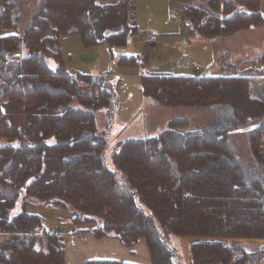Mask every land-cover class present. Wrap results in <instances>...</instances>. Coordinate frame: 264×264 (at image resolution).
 Masks as SVG:
<instances>
[{
    "label": "trees",
    "instance_id": "trees-1",
    "mask_svg": "<svg viewBox=\"0 0 264 264\" xmlns=\"http://www.w3.org/2000/svg\"><path fill=\"white\" fill-rule=\"evenodd\" d=\"M196 1L184 0L194 37L264 24L261 0H202L206 8ZM15 2L0 0V234L11 235L0 243V264H64L63 244L41 216L27 212L31 202L68 212L73 225L95 224L93 235L125 247L146 238L150 264H185L169 235L190 241L189 264L264 260V144L258 142L264 53L245 60L244 68L225 62L215 77L141 76L144 97L171 107H207L209 123L188 130L185 119H171L155 137L118 142L108 165L94 113L112 101L109 74L66 69L59 39L79 35L85 47L106 44L118 68L139 69V55L115 59L113 53L137 34L134 0H38L24 30ZM253 84L262 86L260 94L251 91ZM241 132L250 139V161L234 153L231 137ZM230 239L258 240L263 247L236 255L224 243Z\"/></svg>",
    "mask_w": 264,
    "mask_h": 264
},
{
    "label": "rangeland",
    "instance_id": "rangeland-1",
    "mask_svg": "<svg viewBox=\"0 0 264 264\" xmlns=\"http://www.w3.org/2000/svg\"><path fill=\"white\" fill-rule=\"evenodd\" d=\"M15 1L13 12L23 17L19 25L24 30L38 0ZM97 2L103 5L109 3L110 0H97ZM134 2L137 34L129 39L125 47L114 48L113 53L115 59L119 56L139 55L137 56L141 66L139 69L118 68L114 60L110 61L106 44L85 47L79 35L62 36L59 39V46L62 49L61 63L66 69L91 75H100L106 72L109 74L108 82L114 92L112 101L106 108L99 109L94 113L97 127L107 143L105 160L108 165L118 142L129 137H155L167 128L171 119H185L188 130L202 128L209 123L210 110L207 107H171L144 97L140 90L141 76L149 74L198 76L205 73L215 77L221 74L220 65L225 62L234 61L237 67H241L245 60L259 58L264 53V24L253 30L244 29L226 36L203 39L189 33L187 20L184 16V0H134ZM195 3L206 8L205 2L202 0ZM261 8L264 15V0H261ZM52 50H55L56 53L59 52L57 49ZM25 53L26 50H24ZM49 64L51 67L55 66L54 62H49ZM244 67L243 65L241 68ZM261 87V85H255L251 91L260 94ZM259 97H263V95H259ZM73 103L77 105L76 102ZM231 142L237 157L244 161L251 160L248 146L250 139L246 132L232 136ZM258 142L264 144V136L260 140L258 139ZM2 144L3 140L0 139V146ZM19 205L20 203L12 210V214L20 210ZM26 210L30 214L41 216L44 219V227L51 228V234L63 244L64 264H83L84 256L87 253L80 246L84 239H78L79 244L71 248L69 246L71 243L67 242V237L62 234V232L69 233L76 226L72 225L69 219L71 215L68 212L40 205L37 202H31ZM120 211L122 210L117 208V214ZM100 221L101 219L98 220V222ZM96 224L98 225V223ZM76 227L93 228L95 224L87 223ZM90 234L96 239H102ZM37 235L43 236L42 233ZM10 236L0 234V243L7 241ZM169 236L170 245L176 248L183 262L189 264L190 241L177 236ZM139 239L146 240L144 237ZM38 243L37 240L36 245ZM224 243L236 255L242 251L254 252L263 247L261 241L250 239H230ZM251 264H264V260Z\"/></svg>",
    "mask_w": 264,
    "mask_h": 264
},
{
    "label": "crops",
    "instance_id": "crops-1",
    "mask_svg": "<svg viewBox=\"0 0 264 264\" xmlns=\"http://www.w3.org/2000/svg\"><path fill=\"white\" fill-rule=\"evenodd\" d=\"M20 209H21V206H20ZM69 219L71 220V218ZM50 229L51 228L46 227L45 230H50ZM89 229L90 228L83 229V228L74 226L71 229V231L66 234L65 232H62L60 230L62 234L65 235L64 237H67V242L71 243L69 245L71 248H73L74 245L76 246L77 244H79V241H77L78 239H84L81 242V246H80L82 250L85 249L87 253L84 256L83 264L86 260H91V259L117 260L119 262L130 263V264H150L151 263L149 251H148V248L146 246V242L144 239H139L137 244H135L133 247L127 248V247H124L115 238L96 239L94 236L90 234L91 232ZM80 232H81V235H80ZM84 233L85 235H83Z\"/></svg>",
    "mask_w": 264,
    "mask_h": 264
},
{
    "label": "built area",
    "instance_id": "built-area-1",
    "mask_svg": "<svg viewBox=\"0 0 264 264\" xmlns=\"http://www.w3.org/2000/svg\"><path fill=\"white\" fill-rule=\"evenodd\" d=\"M56 233H59L58 231H55Z\"/></svg>",
    "mask_w": 264,
    "mask_h": 264
}]
</instances>
